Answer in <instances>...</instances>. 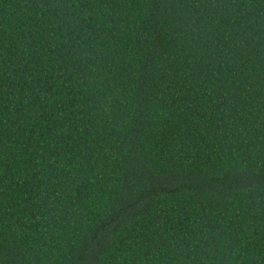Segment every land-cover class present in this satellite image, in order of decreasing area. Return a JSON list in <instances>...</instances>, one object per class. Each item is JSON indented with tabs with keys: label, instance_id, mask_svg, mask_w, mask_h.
Wrapping results in <instances>:
<instances>
[{
	"label": "trees",
	"instance_id": "1",
	"mask_svg": "<svg viewBox=\"0 0 264 264\" xmlns=\"http://www.w3.org/2000/svg\"><path fill=\"white\" fill-rule=\"evenodd\" d=\"M0 264H264V0H0Z\"/></svg>",
	"mask_w": 264,
	"mask_h": 264
}]
</instances>
